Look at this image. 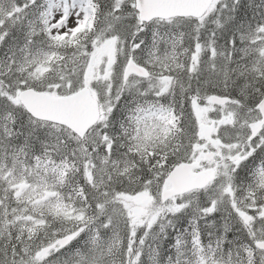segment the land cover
Returning <instances> with one entry per match:
<instances>
[{"label": "snow or ice", "instance_id": "obj_1", "mask_svg": "<svg viewBox=\"0 0 264 264\" xmlns=\"http://www.w3.org/2000/svg\"><path fill=\"white\" fill-rule=\"evenodd\" d=\"M0 264H264V0H0Z\"/></svg>", "mask_w": 264, "mask_h": 264}]
</instances>
